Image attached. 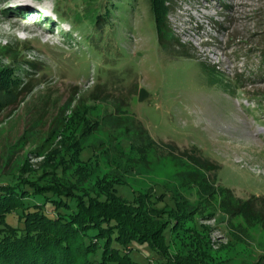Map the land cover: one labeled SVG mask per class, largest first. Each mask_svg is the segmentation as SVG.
I'll return each mask as SVG.
<instances>
[{"label": "rangeland", "instance_id": "obj_1", "mask_svg": "<svg viewBox=\"0 0 264 264\" xmlns=\"http://www.w3.org/2000/svg\"><path fill=\"white\" fill-rule=\"evenodd\" d=\"M110 1L0 0V68L12 66L30 84L24 102L0 114V180L21 173L93 194L113 180L124 201L151 191L196 205L198 189L185 179L206 172L181 151L197 150L220 167L219 185L235 196H264V0H173L160 18L174 46L156 36L152 0H112L121 9ZM107 5L114 13L103 28ZM79 101L92 107L71 124ZM58 148L69 168L46 174ZM225 220L198 221L208 227L212 264H264V229L251 228L242 244ZM179 236L169 242L173 253L192 243ZM131 248L141 263L157 257L147 246Z\"/></svg>", "mask_w": 264, "mask_h": 264}, {"label": "trees", "instance_id": "obj_2", "mask_svg": "<svg viewBox=\"0 0 264 264\" xmlns=\"http://www.w3.org/2000/svg\"><path fill=\"white\" fill-rule=\"evenodd\" d=\"M152 1L157 19L156 36L160 44L174 46L178 40L174 36L168 38L171 25L161 21L172 10L173 0ZM112 2L115 8L119 7ZM110 7L107 5L105 13L100 15L98 24L103 28L109 25L114 13L113 6ZM20 48L15 50L14 62L25 51ZM26 63L34 66L32 61ZM18 76L12 66L0 68V114L15 110L24 102L30 84ZM74 100L69 102L70 106ZM99 100L92 101L94 106ZM89 107L91 104L79 101L72 110L71 124L74 120H85ZM55 122L56 128L62 126L61 118ZM154 145L151 140L147 148ZM63 149L49 155L52 161L45 164L46 174L63 175L69 168L64 165ZM83 150H79L81 160ZM91 150L89 162H93L95 152ZM196 151H181L182 157L206 172V175L190 172L185 179L186 186L194 185L198 189L196 205L182 194H170L168 202L165 196L157 197L151 191L136 196L133 202L124 201L117 194L118 182L113 180L99 183L100 190L94 194L79 189L76 192L78 184L71 187L63 180L61 185L55 180L42 183L24 178L21 173L0 180V264H77L78 259L83 264H144L133 257V243L147 246L157 255L146 264H212L204 245L208 240L210 243L208 227L198 221L223 217L232 241L245 244L251 228L264 229V196L253 195L246 200L235 196L231 189L219 185L216 172L220 167ZM84 168L82 173L87 171ZM213 172L211 179L208 174ZM237 218L243 222L235 224ZM181 232L192 243L190 247L183 246L185 250L173 253L169 242L179 238Z\"/></svg>", "mask_w": 264, "mask_h": 264}, {"label": "bare ground", "instance_id": "obj_3", "mask_svg": "<svg viewBox=\"0 0 264 264\" xmlns=\"http://www.w3.org/2000/svg\"><path fill=\"white\" fill-rule=\"evenodd\" d=\"M22 13H23V12H22ZM25 23H26V20H24L21 24H22V25H25Z\"/></svg>", "mask_w": 264, "mask_h": 264}, {"label": "built area", "instance_id": "obj_4", "mask_svg": "<svg viewBox=\"0 0 264 264\" xmlns=\"http://www.w3.org/2000/svg\"><path fill=\"white\" fill-rule=\"evenodd\" d=\"M212 220V219H211ZM215 220V219H214Z\"/></svg>", "mask_w": 264, "mask_h": 264}]
</instances>
